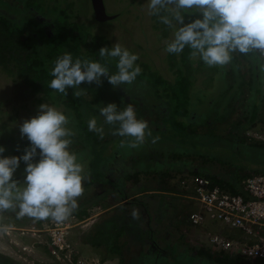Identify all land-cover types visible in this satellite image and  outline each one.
<instances>
[{
  "label": "rangeland",
  "instance_id": "rangeland-1",
  "mask_svg": "<svg viewBox=\"0 0 264 264\" xmlns=\"http://www.w3.org/2000/svg\"><path fill=\"white\" fill-rule=\"evenodd\" d=\"M72 1L78 14L75 19L81 22L84 31L105 35L110 40L111 46L119 43L137 54L139 59L136 64L139 60H145L166 76H172L165 47L173 38L174 29L162 24L158 17L149 15L148 0ZM93 1L96 3L97 10ZM196 18H199L196 14H186L185 23ZM38 19L42 22L48 20L47 17L41 16ZM14 78L13 74L0 70V146L5 148L4 154L22 156L25 148L30 146V142L26 137L21 138L19 125L25 119L37 115V108L42 103H48L63 112L65 108L50 100L39 101L38 96L41 93H29L27 85L21 82L16 83ZM205 78L204 72L198 73L196 84L210 87L211 85L204 81ZM114 90L120 99L134 106L138 119L146 116L148 111H142L141 108L147 96L141 86L125 84ZM244 95L241 94L236 98L234 102L236 109L231 114L232 118L243 111L246 103ZM212 106L210 105V108L205 111L208 114H202L212 117ZM232 106L233 104L230 108ZM217 107L218 105L214 106V108ZM261 108V120L245 131L248 135L247 140L257 139L264 142V103ZM208 121L212 122L211 119ZM212 124L210 126H213ZM217 124V132L228 136L231 127L226 125L227 122L217 121ZM199 130L203 132L208 130V127L200 123ZM107 133H111V130ZM114 144L116 142L113 141L108 149L111 150ZM80 146V143L73 141L70 150L80 157L79 162L84 165V174L88 179L83 182L84 193L77 200V208L63 223L67 226L65 248L57 250L56 253L50 249L52 244L50 227L56 221L50 218L36 220L27 216L19 217L14 212H5L0 213V253L17 262L28 264H160L162 261H165V264H197L194 261L195 258L187 262L183 260L186 254L196 253L197 246L204 248L209 246L207 245L208 231L232 235L233 232L230 230L234 228L223 224L218 219L210 218L203 222V226H197L198 229L193 227L188 217L189 212L198 209L200 205L191 198L195 195V184L192 181L195 172L192 170H201L225 179H233V174L251 171V167L264 166L263 162L258 164L250 159L246 149L238 158L228 152L222 154L239 163V167H228L227 162L207 159L203 154L195 158L185 156L182 161L183 171L175 172V166L172 165L174 167H171L172 175L168 176L167 173H163L164 168H158L154 173L145 171L147 169L143 166V161L149 157L156 160L162 159L161 147L150 146L141 153L135 155L130 153L119 157L117 162L123 166L120 174L115 173L112 164L109 165L110 170H107L105 174L112 176L113 179H117L118 175L126 171L140 170L137 181L134 182L133 178L125 179L123 186L127 192V198L119 200V193L114 185L105 183L103 180H92L93 175L89 173L87 167L90 161L88 162L84 153L81 155L76 148ZM261 158L264 159V154ZM38 160L39 156L34 158V162ZM25 167V163L21 161L14 173L13 178L21 183L24 179ZM204 172L201 174L207 176ZM164 179L167 180L166 189H158ZM134 196L138 202L127 203ZM81 208H85L86 211L80 216L77 211ZM134 209L139 212L138 220H134L131 216ZM205 231L206 235L203 233ZM117 246L118 252L114 250ZM223 253L232 259L231 264H257L256 260L243 255L234 257L229 252ZM205 256L203 255L204 260L199 264L215 263L213 257L206 256L207 259Z\"/></svg>",
  "mask_w": 264,
  "mask_h": 264
},
{
  "label": "trees",
  "instance_id": "trees-1",
  "mask_svg": "<svg viewBox=\"0 0 264 264\" xmlns=\"http://www.w3.org/2000/svg\"><path fill=\"white\" fill-rule=\"evenodd\" d=\"M76 15L78 14L72 0H50V2L0 0V70L13 74L16 83L26 84L29 93H41L38 96L39 101L50 100L52 103L64 106V113L70 120L67 127L75 132L72 141L81 144L76 148L81 155L84 153L88 162L90 161L87 167L89 173L93 175L92 180H103L105 183L114 185L119 193V200L126 199L127 192L123 186L125 179L133 178L134 182L137 181L140 170L126 171L116 176L117 179L107 176L105 172L110 170L109 165L112 164L115 173L120 174L123 166L117 162L119 157L130 153L131 155L141 153L150 146L161 147L162 159L156 160L149 157L143 161L142 164L147 169L145 171L154 173L158 168H164L163 173H167L168 176L172 175L170 172L171 167L174 168L172 165L175 166V172L183 171L182 161L185 156L195 158L203 154L207 159L227 162L228 167H239V163L222 154L228 152L238 158L248 149L247 156L250 159L258 164L259 162L264 164V159L261 158L264 154V142L257 139L247 140L248 135L245 133L246 129L255 126L262 117L264 71L260 68L264 65V59L259 52L234 53L228 65L208 67L199 57H192L191 50L185 47L178 55L167 53L172 71L171 77L161 73L151 63L139 60L137 64L141 68V73L128 86L139 85L144 89L147 99L141 110L148 111L143 120L148 122L151 136L146 134L143 145L131 148L127 146L131 138L113 135L112 126L104 124L103 117L98 114L99 108L108 103H116L118 109L129 104L119 98L120 96L106 78H102V84L99 86L82 83L78 89H68L67 96L48 87L53 79L49 73L54 66V61L65 52L71 53L74 60L80 58L99 61L109 68L110 74L117 71L116 60L101 58L98 54L101 47H111L110 40L105 35L84 31L81 22L75 19ZM39 16L47 17L48 20L42 22L38 19ZM202 72L206 76L204 81L210 84V87L196 84L197 74ZM80 90H83V94L75 97L73 93ZM241 94L246 96L244 97L245 107L237 117L232 118L231 114L236 109L234 102ZM111 97L115 99L112 100ZM210 105H213V114L212 117H207L208 115L205 114L208 112L205 113V111L210 108ZM217 105L218 107L214 108ZM92 117L97 118L98 127L101 125L104 127L103 139H100L97 133L88 130L87 122ZM209 119L212 122L208 121ZM217 121H225L226 125L231 127L228 136L217 132ZM209 122L213 123V126H210ZM200 123L205 124L208 130L201 132ZM109 130L111 133H107ZM113 141L116 144L110 150L108 147ZM3 155L18 156L4 153ZM263 171V165L251 167V171L233 174V179L204 173L213 183L233 192L243 193L242 179L255 172ZM166 181L164 179L158 189L165 190ZM134 192L136 193V190ZM132 202H138L136 196L127 201V203ZM85 211V208H81L77 213L81 216ZM114 250L118 252V246ZM220 252H212L209 247L198 249L199 254L213 257L221 264L225 262L231 264L232 259L222 251ZM256 262L263 264L264 259H257ZM165 263V261L160 262V264ZM0 264L28 263L17 262L0 253Z\"/></svg>",
  "mask_w": 264,
  "mask_h": 264
},
{
  "label": "clouds",
  "instance_id": "clouds-1",
  "mask_svg": "<svg viewBox=\"0 0 264 264\" xmlns=\"http://www.w3.org/2000/svg\"><path fill=\"white\" fill-rule=\"evenodd\" d=\"M147 7L149 15L174 29L173 38L165 47L169 54L178 55L188 47L190 55L199 57L208 67L228 65L237 52L257 51L264 59V0H148ZM186 14L199 18L185 23ZM98 54L116 60L114 74L99 61L74 60L71 53L65 52L54 61L49 73L53 79L48 87L67 96L68 89H78L82 83L99 86L102 78L113 88L131 85L141 73L136 64L139 56L119 43L101 47ZM260 70L264 71V65ZM73 94L79 97L83 90ZM99 116L104 124L112 126L113 135L131 138L128 147L137 148L144 144L146 134L151 136L148 122L137 118L132 104L118 109L116 103H108L99 108ZM69 123L63 111L42 103L37 115L19 125L21 138L30 142L24 154L6 157L5 148L0 146V213L63 222L77 208V200L84 193L83 182L88 177L80 157L70 150L75 132L67 127ZM87 127L104 138V127L97 126L96 117L88 120ZM37 156L39 160L34 162ZM21 161L26 165L22 183L13 178ZM131 216L138 220V210L134 209Z\"/></svg>",
  "mask_w": 264,
  "mask_h": 264
},
{
  "label": "built area",
  "instance_id": "built-area-1",
  "mask_svg": "<svg viewBox=\"0 0 264 264\" xmlns=\"http://www.w3.org/2000/svg\"><path fill=\"white\" fill-rule=\"evenodd\" d=\"M194 196L200 207L189 212L193 225L208 218L218 219L223 224L239 230L227 235L208 231L207 238L214 249L229 252L234 257L245 256L251 260L264 259V172L253 173L242 180V192H233L213 183L209 176L194 173ZM188 180V178H187ZM63 222L50 227L51 251L65 248Z\"/></svg>",
  "mask_w": 264,
  "mask_h": 264
},
{
  "label": "crops",
  "instance_id": "crops-1",
  "mask_svg": "<svg viewBox=\"0 0 264 264\" xmlns=\"http://www.w3.org/2000/svg\"><path fill=\"white\" fill-rule=\"evenodd\" d=\"M177 210H179V208H177ZM203 226V223L202 224H199V225H192L194 228H196V229H198V227L197 226ZM220 228H222L221 226H219ZM208 230H210V229H208ZM208 230H206V231H208ZM206 231L205 232H203V233H205V235H206ZM212 231V230H211ZM230 231H232V232H234V233H239V230H237V229H232V230H230ZM208 243V242H207ZM207 245H209V246H207V248L209 247V249L213 252V251H215V252H219V251H216V249H214L209 243L207 244ZM198 248H197V250H196V253H192V254H186V257L184 258V260H185V262H187V261H189V260H191V259H194L195 258V262L197 263V264H199V263H202V261L204 260V258H203V255L202 254H199L198 253V249H202V248H204V247H199V246H197ZM206 248V247H205ZM213 249V250H212ZM179 253V252H178ZM178 253H176V255H178ZM200 257H201V259H200ZM206 257V256H205ZM207 258V257H206ZM201 261H200V260ZM208 259V258H207ZM183 260V261H184ZM198 260H199V262H198ZM215 261V263L214 264H221L218 260H216V259H214ZM208 264V263H207Z\"/></svg>",
  "mask_w": 264,
  "mask_h": 264
},
{
  "label": "water",
  "instance_id": "water-1",
  "mask_svg": "<svg viewBox=\"0 0 264 264\" xmlns=\"http://www.w3.org/2000/svg\"><path fill=\"white\" fill-rule=\"evenodd\" d=\"M93 2H94V7H95V10H97L96 3H95V1H93Z\"/></svg>",
  "mask_w": 264,
  "mask_h": 264
}]
</instances>
